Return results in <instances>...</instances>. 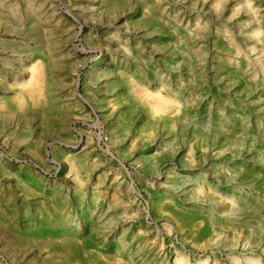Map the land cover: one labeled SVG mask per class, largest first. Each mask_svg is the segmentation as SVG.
Segmentation results:
<instances>
[{"label": "rangeland", "instance_id": "obj_1", "mask_svg": "<svg viewBox=\"0 0 264 264\" xmlns=\"http://www.w3.org/2000/svg\"><path fill=\"white\" fill-rule=\"evenodd\" d=\"M177 258L264 264V0H0V264Z\"/></svg>", "mask_w": 264, "mask_h": 264}, {"label": "bare ground", "instance_id": "obj_2", "mask_svg": "<svg viewBox=\"0 0 264 264\" xmlns=\"http://www.w3.org/2000/svg\"><path fill=\"white\" fill-rule=\"evenodd\" d=\"M166 101V100H165ZM166 103V102H165ZM161 108V106H159ZM177 264H181V261L179 258H177Z\"/></svg>", "mask_w": 264, "mask_h": 264}]
</instances>
